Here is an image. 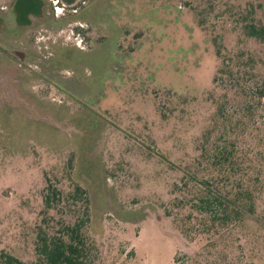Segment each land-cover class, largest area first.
I'll use <instances>...</instances> for the list:
<instances>
[{"label": "rangeland", "instance_id": "1", "mask_svg": "<svg viewBox=\"0 0 264 264\" xmlns=\"http://www.w3.org/2000/svg\"><path fill=\"white\" fill-rule=\"evenodd\" d=\"M15 1L0 0V249L29 256L42 174L60 176L70 157L111 263L173 264L182 240L155 202L177 173L150 151L194 153L211 37L231 48L237 32L199 21L208 0H40L23 23Z\"/></svg>", "mask_w": 264, "mask_h": 264}, {"label": "trees", "instance_id": "2", "mask_svg": "<svg viewBox=\"0 0 264 264\" xmlns=\"http://www.w3.org/2000/svg\"><path fill=\"white\" fill-rule=\"evenodd\" d=\"M207 5V19L199 21L223 20L237 32L236 41L228 48L219 32L211 37L217 65L205 98L210 112L191 157L175 163L148 149L177 173L168 197L155 202L156 215L182 240L173 264H264V0ZM14 6L23 23L28 13H40L42 3L16 0ZM158 113L168 116L159 104ZM72 167L69 157L60 176L42 174L30 254L2 248L0 264H112L109 249L102 253L107 240L91 235L90 197Z\"/></svg>", "mask_w": 264, "mask_h": 264}]
</instances>
